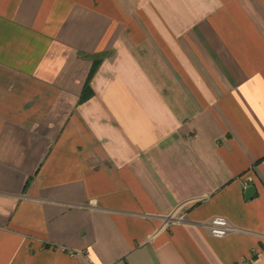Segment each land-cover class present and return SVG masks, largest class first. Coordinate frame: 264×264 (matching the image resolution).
<instances>
[{
    "label": "crops",
    "instance_id": "0c3cea01",
    "mask_svg": "<svg viewBox=\"0 0 264 264\" xmlns=\"http://www.w3.org/2000/svg\"><path fill=\"white\" fill-rule=\"evenodd\" d=\"M0 264H264V0H0Z\"/></svg>",
    "mask_w": 264,
    "mask_h": 264
},
{
    "label": "built area",
    "instance_id": "2783aa9c",
    "mask_svg": "<svg viewBox=\"0 0 264 264\" xmlns=\"http://www.w3.org/2000/svg\"><path fill=\"white\" fill-rule=\"evenodd\" d=\"M167 220L184 221L185 215L182 213L178 214L177 212H175L174 214L169 215L167 217ZM202 225L208 229L210 234L214 236H224L232 230L228 223L222 219H213Z\"/></svg>",
    "mask_w": 264,
    "mask_h": 264
},
{
    "label": "water",
    "instance_id": "95a60500",
    "mask_svg": "<svg viewBox=\"0 0 264 264\" xmlns=\"http://www.w3.org/2000/svg\"><path fill=\"white\" fill-rule=\"evenodd\" d=\"M253 194V186H249L247 189H246V196L247 197H251Z\"/></svg>",
    "mask_w": 264,
    "mask_h": 264
},
{
    "label": "trees",
    "instance_id": "16d2710c",
    "mask_svg": "<svg viewBox=\"0 0 264 264\" xmlns=\"http://www.w3.org/2000/svg\"><path fill=\"white\" fill-rule=\"evenodd\" d=\"M94 68H95V66H94L93 69L91 70V73L94 71ZM91 73H90V74H91Z\"/></svg>",
    "mask_w": 264,
    "mask_h": 264
},
{
    "label": "rangeland",
    "instance_id": "374dc122",
    "mask_svg": "<svg viewBox=\"0 0 264 264\" xmlns=\"http://www.w3.org/2000/svg\"><path fill=\"white\" fill-rule=\"evenodd\" d=\"M179 214V212H177Z\"/></svg>",
    "mask_w": 264,
    "mask_h": 264
}]
</instances>
